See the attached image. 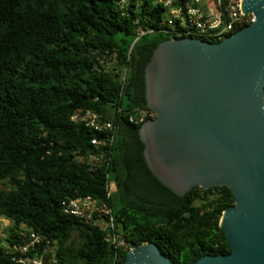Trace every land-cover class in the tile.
<instances>
[{
  "label": "trees",
  "instance_id": "1",
  "mask_svg": "<svg viewBox=\"0 0 264 264\" xmlns=\"http://www.w3.org/2000/svg\"><path fill=\"white\" fill-rule=\"evenodd\" d=\"M191 37L168 25L157 0H0V220L11 223L0 264H20L8 247L32 233L42 243L30 256L51 247L47 258L60 264H125L128 251L100 227L64 212L65 200L88 196L111 209L125 241L156 244L174 264L231 252L220 227L235 204L230 189L175 194L146 162V122L129 121L152 111L146 67L155 49ZM77 110L116 126L110 161L95 171L79 157L103 135L73 122Z\"/></svg>",
  "mask_w": 264,
  "mask_h": 264
},
{
  "label": "water",
  "instance_id": "2",
  "mask_svg": "<svg viewBox=\"0 0 264 264\" xmlns=\"http://www.w3.org/2000/svg\"><path fill=\"white\" fill-rule=\"evenodd\" d=\"M253 24L220 42L196 37L161 43L146 67L140 129L153 174L183 197L195 187H228L235 204L220 227L231 252L195 264H264V0H243ZM125 264H174L153 243Z\"/></svg>",
  "mask_w": 264,
  "mask_h": 264
},
{
  "label": "built area",
  "instance_id": "3",
  "mask_svg": "<svg viewBox=\"0 0 264 264\" xmlns=\"http://www.w3.org/2000/svg\"><path fill=\"white\" fill-rule=\"evenodd\" d=\"M157 2L167 9L168 25L172 28L187 29L188 34L199 39L208 38L210 42L223 41L256 20L253 13H243V0H182L180 3H177V0H157ZM137 113L130 116L131 123L142 124L156 117L153 111L139 110ZM71 120L103 135L102 138L92 140L95 152L79 157L80 163L89 171H95L109 163L116 130L114 123L90 110H77ZM113 190V185L108 183L109 195ZM62 206L66 214L86 224L100 227L106 233V240L116 248L128 252L133 250L134 247L117 234L111 209L107 205H100L97 200L88 196L67 199ZM41 243L42 237L32 233L27 242L9 246L8 249L15 255L14 260L20 264H60L54 257L47 258L46 253L52 251L51 247L41 255H29Z\"/></svg>",
  "mask_w": 264,
  "mask_h": 264
},
{
  "label": "rangeland",
  "instance_id": "4",
  "mask_svg": "<svg viewBox=\"0 0 264 264\" xmlns=\"http://www.w3.org/2000/svg\"><path fill=\"white\" fill-rule=\"evenodd\" d=\"M11 226L9 220L2 218L0 220V238L4 241L8 234V229Z\"/></svg>",
  "mask_w": 264,
  "mask_h": 264
}]
</instances>
